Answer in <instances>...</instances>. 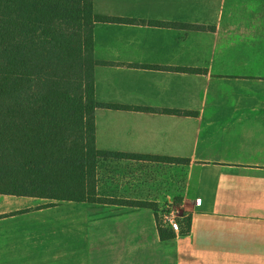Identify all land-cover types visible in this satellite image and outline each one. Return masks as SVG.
<instances>
[{
	"label": "crops",
	"instance_id": "obj_1",
	"mask_svg": "<svg viewBox=\"0 0 264 264\" xmlns=\"http://www.w3.org/2000/svg\"><path fill=\"white\" fill-rule=\"evenodd\" d=\"M93 11L126 21L95 25L96 100L130 108L96 111L97 150L125 155L99 161L98 194L158 204L172 186L145 182L157 172L147 160H190L164 176H196L180 192L191 232L162 241L148 208L0 195V264H264V0Z\"/></svg>",
	"mask_w": 264,
	"mask_h": 264
},
{
	"label": "trees",
	"instance_id": "obj_2",
	"mask_svg": "<svg viewBox=\"0 0 264 264\" xmlns=\"http://www.w3.org/2000/svg\"><path fill=\"white\" fill-rule=\"evenodd\" d=\"M99 22L126 21L95 16L93 0H0V194L128 205L97 191L99 161L125 155L97 150L96 110L130 109L98 103L94 79L87 83L98 64L93 32ZM88 30L91 37L84 42ZM70 73L80 75L79 81ZM158 230L162 241L176 237L159 220ZM190 231L191 218L183 232Z\"/></svg>",
	"mask_w": 264,
	"mask_h": 264
},
{
	"label": "rangeland",
	"instance_id": "obj_3",
	"mask_svg": "<svg viewBox=\"0 0 264 264\" xmlns=\"http://www.w3.org/2000/svg\"><path fill=\"white\" fill-rule=\"evenodd\" d=\"M65 27H66V25H65ZM67 27H70V26H67ZM77 29L78 28L71 29V33L72 34L78 33ZM188 29L189 30L194 29V30H197L200 32H205V33L206 32L211 33V31H213L211 29H208L205 26H198V25L196 27L188 26ZM86 32L87 33H85L84 42H87L91 37V30H88ZM60 51L63 54L64 60H67V56L63 53L62 50H60ZM208 55L209 56L212 55V51L210 48H208ZM94 59H95V56H94ZM95 61H96V59H95ZM96 62L98 63L96 67H98L100 65V63L98 61H96ZM93 66H94V64H93ZM96 67L93 68L94 72H92V75L87 80V83L92 84L93 79H94L95 93H96V80H95ZM189 72H196V71L189 70ZM79 76L80 75H73L72 73L69 74V77L72 78L73 82H78ZM58 77H60V78L63 77V73H59ZM95 99H96V96H95ZM99 109H102V108H99ZM167 112H171V111H165V113H167ZM168 114H170V113H168ZM171 114H173V113H171ZM179 114H181V113L178 112L177 115H179ZM95 127H96V120H95ZM95 139H96V134H95ZM113 160H117V159H113ZM183 160H187V159H183ZM147 161H150V162H147L148 165H150V167L153 170H156L157 172L151 174L150 179L147 178L148 175L146 174L143 177L145 182L147 181V182H149L150 185H153V188H155L157 193H159V191H158L159 189H161V188L163 189L165 183H168L169 185L172 186V192L170 193V196H164L163 199L158 204L147 203V202H127L128 205L132 208H146V207H141V205L142 204H150V205H152V207L148 208V209L155 211L156 215H157V220H159V222L162 225H165L167 228H170V231L172 233H175V234L178 233L181 235L190 234L191 231L189 233L183 232L184 228H185V223L188 221L189 218H191V216L189 213L190 208L188 206H183V201L185 198L183 197V195L180 192H181V190H183L185 188L187 190L188 196L190 197V195L193 194V191L195 189L196 176H194V174H193L190 178H184L183 176L171 175L169 178H166V176H164V174L167 172H170L173 169L172 167L177 168L181 165L187 166V165L191 164V161L189 160L190 163H188V164H183V163L168 164V163H164L160 160H147ZM154 163H156V164H154ZM166 164H168V165H166ZM97 191H98V189H97ZM0 195H3V194H0ZM39 199H42V198H39ZM44 200L49 201V205L53 204L52 202H54L53 200H47V199H44ZM157 200H160V198L158 197ZM118 201H120V200H118ZM55 202H57V201H55ZM107 205H120V204L114 203V204H107ZM172 222H174L175 224H178V226H179L178 229L174 228V225L171 224ZM191 227H192V220H191Z\"/></svg>",
	"mask_w": 264,
	"mask_h": 264
},
{
	"label": "built area",
	"instance_id": "obj_4",
	"mask_svg": "<svg viewBox=\"0 0 264 264\" xmlns=\"http://www.w3.org/2000/svg\"><path fill=\"white\" fill-rule=\"evenodd\" d=\"M171 224L174 225V228H175V229H178V227H179L178 224H175L174 222H172ZM169 226H170V225H169Z\"/></svg>",
	"mask_w": 264,
	"mask_h": 264
}]
</instances>
